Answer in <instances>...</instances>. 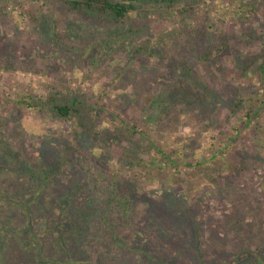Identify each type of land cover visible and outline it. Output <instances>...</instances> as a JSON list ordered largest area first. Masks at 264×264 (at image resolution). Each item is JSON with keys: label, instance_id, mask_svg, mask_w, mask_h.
<instances>
[{"label": "rangeland", "instance_id": "374dc122", "mask_svg": "<svg viewBox=\"0 0 264 264\" xmlns=\"http://www.w3.org/2000/svg\"><path fill=\"white\" fill-rule=\"evenodd\" d=\"M259 1L260 13L254 14L257 39L239 46L242 59L264 54V0ZM22 4V0L0 3V264H94L98 241L90 236L94 232L91 221L98 215L95 204H100L106 188L113 187L110 183L119 165H124L129 178L131 200L124 199L127 205L120 213L127 212L118 231L123 245L129 244L125 249L130 246L137 260L144 251V257L151 251L160 264H238L246 252L257 253L264 261V136L261 129H255L264 122L259 63L241 79L233 58H222L220 69L209 70L199 60L200 54L190 50L187 36L176 35L182 28L167 19L153 21L128 48L108 51L92 45L84 52L66 51L32 29L21 16ZM230 6L214 0L204 9L210 11L209 24L219 18L225 21L226 31L234 34L239 31V20L234 14L222 17ZM167 33L172 37L156 42ZM146 43L169 59L187 60L194 69L192 82L180 83L165 101L167 107L161 104L155 110L146 94L148 82L155 79L151 69L133 65L129 80L123 84L118 80L130 54ZM233 45L229 51L235 49ZM161 63L154 65L169 74V64ZM110 89L113 93L107 97ZM75 90L93 96L97 109L100 104L104 108L100 116L92 112L95 126L89 122L88 128L77 127L70 135L62 122L40 107L17 104L21 99ZM237 97L254 109L260 106L261 116L242 124L231 115ZM117 114L120 120H114ZM148 115L151 120L145 121ZM122 120L151 135L164 151L176 150V157L182 153L177 167H163L160 161L126 171L125 161L132 162L139 153L150 159V153L143 152L140 140L116 128ZM75 131L81 143L77 148L69 141ZM70 143L73 162L65 165L55 181L45 182L46 161L54 155L55 161L61 159L59 152ZM212 148L215 159L225 166V178L217 186L203 185L195 167L185 165L183 155L188 152L194 163L205 161L213 155ZM179 178L185 180V196L176 191ZM196 195L204 197H198L199 215L194 214L201 225L198 233L193 230V215L189 222L182 207L184 198L190 203ZM147 207L168 229L164 237L150 234L148 215L143 213ZM178 230L181 237L174 238ZM127 257L124 254L122 259Z\"/></svg>", "mask_w": 264, "mask_h": 264}, {"label": "trees", "instance_id": "16d2710c", "mask_svg": "<svg viewBox=\"0 0 264 264\" xmlns=\"http://www.w3.org/2000/svg\"><path fill=\"white\" fill-rule=\"evenodd\" d=\"M2 1L7 2V0H0V3H2ZM22 1L23 4L21 6L23 8L21 16L27 20L28 24L32 26V29L39 35H46L48 39L53 40L61 49L72 52H84L92 45H101L102 48L108 51L121 47L128 48L132 46L142 34L149 30L153 21L167 19L175 22L178 27L183 29H181L182 31H178L176 35L183 33V35L187 36L186 41L187 44H189L190 50L200 54L199 60L205 63V65H208L209 70L216 71V69H220L218 63L219 61L222 62V58L228 60L233 58L234 67L236 69L238 68L236 74L241 79L245 77L248 70L253 65L259 63L256 68L262 86V88L259 89V94H261V90H264V54H259V56H246V59H242L241 51L238 50L241 44H253L257 39L254 24L256 20L255 15L260 13L261 1L221 0L231 5V8H227L225 13H222V17L224 18L227 15L234 14L233 16L240 22L239 31H241L240 33H238L239 31L234 33L235 35L226 31L225 21L222 22L219 18L213 19V22L209 24L210 11L209 9L205 11L204 5L208 7V2L214 0ZM216 24L220 26L218 29L215 28ZM212 28H215L214 32L210 31ZM211 35L213 36L211 37ZM234 36L235 40L232 39ZM168 37H172V34L167 33V35H162V37L159 36L155 40L156 42H162ZM232 43H234L233 47L235 49L229 51ZM130 55L131 57L118 76V80L121 81L122 84L125 83L128 76L133 74V65H137L139 68L145 67L146 69L144 68V70L151 69L155 81L150 80L148 82L149 89L146 91V94H150L149 97L151 98L153 110L159 108L161 104L166 106L165 101L180 83L188 84L192 82L190 74L194 72V69L187 60L180 62L169 59L166 53L155 49L154 45H150L149 43L142 44ZM240 60H242L241 64L238 63ZM155 61H162L163 63L166 61L170 67L168 69V71H170L169 74L161 73L157 65H154ZM163 63H161V65ZM205 65L203 64V66ZM179 80L182 82H179ZM176 91H178L177 95L180 96L181 93L179 89ZM111 93H113V89L107 91V97L109 94L111 95ZM236 101L237 102L234 103L231 109V115L237 116L242 124L246 125L248 122H251L253 119H258V117L261 116L260 113L262 109L260 106L254 109L244 103V100L238 99V97ZM17 104L27 105L29 108L40 107V111L45 112V114L53 117L56 121L62 122L65 127V132L69 133V135L70 132L72 133L77 127L85 130L88 128L86 124L89 122H91L92 126H95L92 112L96 111L95 115L100 116V110L104 108V105L100 104L97 109L93 96L84 95L79 90L50 93L45 98L39 97L35 100L31 99L30 101L21 99ZM117 116L118 114L114 117V120L119 119ZM262 119L264 121L263 117ZM144 120L149 121L151 118L148 115L144 117ZM116 128L122 131L126 137H134L137 141L140 140V142H142L140 144L144 146L143 152L150 153V159H144L139 153L138 156L134 157L132 162L125 161L128 163V170L126 171L130 172L139 166L142 168L156 166L160 161H162L163 167L168 164H170L171 167H177L178 160L182 153H179L176 157V150L164 151L157 143L158 141L151 135L137 129L126 120L120 121ZM255 129H261L264 136V122L263 125H257ZM88 132L91 133L92 129L89 128ZM237 133L238 131L236 130L234 136ZM78 135L79 131H75V137H71V140H69L75 144V148H77L78 145L81 146V143L78 141ZM72 146L71 143L66 148L64 145L65 149L59 152L61 159L55 161V159H53L55 157L54 155L49 161H46L44 165L46 174L45 182L48 181L52 183L55 181L57 179L56 176H59L60 172L73 162ZM211 153L215 154L213 148ZM214 154L208 159H205V161H196L194 163L192 159H189L190 155L188 152L186 154L183 153L187 159L185 165L188 167H195L197 175L200 178L202 177L203 185L204 183L206 185H211V183H213L217 186L220 180L225 178V176H223L225 166L222 163H218L215 159L216 155ZM116 158L120 160V156ZM209 162L214 165L211 166ZM124 172V165H119L117 173H114L112 176L114 180L110 183L113 187L106 188V190L103 191L104 193L100 197L99 205L94 203L98 215L91 221L94 232L90 237H92V239L95 237L98 243H96L94 247L96 255L93 262L94 264H141L140 260H142L145 261L144 264H157L159 261L154 257V254H150L151 251H148L149 255L145 257L144 255L146 254L144 251L140 260H137L136 254L129 251L130 246L128 250L125 249V246L127 247L129 244L123 245L122 239L120 238L122 233L118 230L127 212L124 210L120 213V210L124 209L127 205V201L130 202L131 200L130 198L128 200V197H131L129 196V178ZM38 174L39 175H36V177L40 176L41 172ZM179 180L180 187L176 189V191L180 192L182 196H185L186 187L183 184L185 180L184 178H179ZM169 192L171 193L172 190ZM198 197H200V199L204 198L203 195H196V198L190 203L184 198L182 206L183 209L186 207V212L184 214L189 222L193 215V230L196 233H198L201 228L200 223L194 217L195 215H199L196 213L197 204L199 202L197 200ZM124 199L127 201H124ZM143 213L146 216L148 215L146 225L152 228V233L150 234H153L155 237H164L168 229L166 226L159 223L157 215L151 213L149 207L143 209ZM141 219L142 218L136 219L135 222L139 223ZM181 233L182 232L179 230L174 231V238L181 237ZM198 239L202 240V237H198ZM124 254H128L126 259H122ZM246 254L247 257L243 258L241 263L239 262L238 264H264L262 257L257 253L253 254L246 252Z\"/></svg>", "mask_w": 264, "mask_h": 264}]
</instances>
